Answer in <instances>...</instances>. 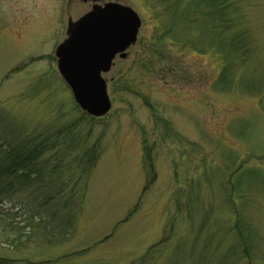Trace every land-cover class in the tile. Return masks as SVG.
<instances>
[{
  "label": "rangeland",
  "instance_id": "obj_1",
  "mask_svg": "<svg viewBox=\"0 0 264 264\" xmlns=\"http://www.w3.org/2000/svg\"><path fill=\"white\" fill-rule=\"evenodd\" d=\"M108 2L131 8L141 21L136 43L102 75L111 109L93 121L85 116L84 128L70 138L53 137L83 124L58 73L56 48L69 22ZM239 13L244 21L237 28L247 30L252 55L235 76L261 88L260 96L235 79L229 90L215 88L219 56L179 51L161 39L166 19L140 0H0V120L27 128L28 137H52L61 145L44 156L49 161L59 153L65 169L77 166L81 144L99 153L87 179L79 171L50 183L66 186L55 200L71 195L82 203L68 231L47 236L32 217L33 185L0 201V258L264 264V0H240ZM147 152L153 177L145 169Z\"/></svg>",
  "mask_w": 264,
  "mask_h": 264
},
{
  "label": "trees",
  "instance_id": "obj_2",
  "mask_svg": "<svg viewBox=\"0 0 264 264\" xmlns=\"http://www.w3.org/2000/svg\"><path fill=\"white\" fill-rule=\"evenodd\" d=\"M140 1L158 18L163 19L164 17L166 19V27L160 36L161 39H167L170 45L178 47L179 51L189 49L198 53H211L219 56L221 68L214 83L215 88L224 91L229 90L235 79L240 84L245 85L246 92L261 95V88L256 89L252 85L247 86L248 84L244 83L241 77L235 76V72H238L237 68H244L249 61L248 57L250 58L252 55L251 46H249L246 38L247 30L237 28L238 24L244 21V14L239 13L240 0ZM167 15H171L168 20ZM176 31L184 33L179 37ZM233 71L234 73H232ZM126 87L127 85H124V88ZM117 92L113 89V93ZM146 104L150 106L148 102ZM75 107L78 109L77 105ZM150 109L153 112L151 106ZM85 116L88 121H93V118L81 112L82 125L76 122L72 123L55 132L53 137L59 138L58 135L64 134L63 138H70L73 130H77L80 126L84 128ZM6 121L0 120V201L5 198L11 199L17 194H23L28 186L33 185L35 193L32 196L35 204L27 205L29 213L33 214L32 217L38 218V222L41 223L40 227L47 231V236L54 231L60 233H63V230L68 231L72 228L75 219L72 213L78 209L81 210L82 203L72 202L69 199L72 197L71 195L66 196L67 198L64 200H55L64 193L66 186L64 184L51 186L50 183L61 179L71 180L70 176L73 174L75 176L76 172L79 171L81 173L78 178L87 179L86 176L91 173L99 158L97 146L85 149L84 144H81L77 149L78 154L75 158L77 166L74 170H68L62 167L61 162L64 159L61 158L62 156L58 157L59 153L57 156L51 157L49 161L52 162H49L48 157L44 156L48 151L59 148L61 144L53 145L50 142L52 137L42 138L39 134L35 137H28L25 134L27 128L25 130L15 129L12 127L13 125L6 127L4 126L8 123ZM19 135H26V137L20 138ZM146 156L144 160L145 169L153 177L148 152ZM245 174H249V172L245 170L241 176ZM29 201L31 202V199ZM31 220L33 222L32 218ZM21 263L52 264L57 263V261H21ZM0 264H13V260L0 258Z\"/></svg>",
  "mask_w": 264,
  "mask_h": 264
},
{
  "label": "water",
  "instance_id": "obj_3",
  "mask_svg": "<svg viewBox=\"0 0 264 264\" xmlns=\"http://www.w3.org/2000/svg\"><path fill=\"white\" fill-rule=\"evenodd\" d=\"M141 21L131 8L115 2L94 5L75 22H69L66 39L55 51L57 70L69 87L77 106L100 118L111 109L107 84L102 75L116 56L137 40Z\"/></svg>",
  "mask_w": 264,
  "mask_h": 264
}]
</instances>
